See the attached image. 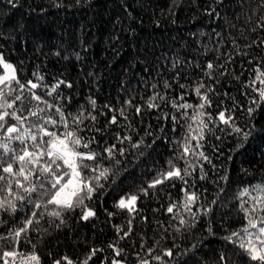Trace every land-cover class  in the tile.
I'll use <instances>...</instances> for the list:
<instances>
[{
    "label": "trees",
    "instance_id": "obj_1",
    "mask_svg": "<svg viewBox=\"0 0 264 264\" xmlns=\"http://www.w3.org/2000/svg\"><path fill=\"white\" fill-rule=\"evenodd\" d=\"M0 53L16 68L0 85V104L15 103L0 112L23 118L0 127V200L16 209H0V264L11 251L40 264H262L240 245L258 242L264 217V0H0ZM44 130L75 132L78 151L98 154L80 169L95 190L73 208L49 203L51 157L26 165L27 181L2 172L25 148L45 150ZM132 196V210L118 206Z\"/></svg>",
    "mask_w": 264,
    "mask_h": 264
},
{
    "label": "snow or ice",
    "instance_id": "obj_2",
    "mask_svg": "<svg viewBox=\"0 0 264 264\" xmlns=\"http://www.w3.org/2000/svg\"><path fill=\"white\" fill-rule=\"evenodd\" d=\"M0 65H2L3 68L7 70L6 75L0 76V85L10 84L12 81L16 80L15 69L13 68V66L11 64L4 62L2 56H0ZM208 67L211 68L212 65L209 64ZM257 80H260L261 84H264V80H261L260 76H257ZM16 82L19 83V81H16ZM29 84L31 85L32 89L37 87V84L32 83L31 81H29ZM19 87L21 89H23L25 87V85L20 84ZM258 91L260 93V98L262 100H264V88L258 89ZM197 93L199 94V89H197ZM4 96H5V93H4L3 89L0 88V99H3ZM15 99L20 100L21 97L17 96ZM35 99L40 100V97L35 96ZM204 99L206 100L207 98L204 97ZM14 103H15V101H13V103H7V101H5V103L0 104V109L12 108ZM92 103H93V105L95 104L94 101ZM203 107H204V105L201 104L200 108H203ZM21 111H22V109H21ZM249 111H252V109H250ZM31 115L35 116L36 113L33 112V113H31ZM8 116H12L19 123H23V118L21 116L17 115L16 112L10 113L7 110H4V111L0 112V127H3V123L6 122L5 117H8ZM219 118L222 122H224L226 124L231 121V117L225 118V114L223 112L220 113ZM93 119H94V117H93ZM113 122H115V117H113ZM50 123L54 124L55 121H50ZM201 124L203 127H207V125L204 124L203 121H201ZM6 131H7V134L9 136V139H12L11 134L18 132V128L15 125H13V126L8 127ZM234 131L240 132V129L235 128ZM26 135H28V134L26 133ZM43 135L49 137L48 141H46L47 147L45 150H41L39 153H34V152L28 151L27 148H25L23 150L22 154L16 155L14 157V163L21 165V166L18 169L14 170L13 163H9V164H7L6 167L2 168V172L9 174V176H11L13 178L23 177V179L25 181H27L29 179L30 175L32 174V170L27 169L25 166L29 165V164H38L40 161V158L47 155L48 157L52 158L51 163L48 165H45L41 169V171L46 172V173H51V175L55 176V180L52 183L53 188H57V186L59 185L58 190L55 192V195L52 197V199L49 201V203H54V204L60 205L63 208H69L70 209V208H73L75 206V204L83 203L82 193L85 194L87 196V198L90 199L91 194L95 189L91 186V183H85L84 182V178L81 175L80 169L81 168H87L88 166L86 164H84V161L85 160H95L98 154L94 153V152H80V151H78L77 149L81 146L82 141H81V138L78 137L75 132L67 131L63 134V138H61L60 136H57V134L54 132H48V131L44 130ZM200 135H201V138H203L202 129H201ZM247 135L248 134L245 133V136H247ZM15 139L23 140L24 137L16 136ZM31 139L33 141H35L37 139L36 135H31ZM82 146L85 149H87L89 146V143L84 142ZM0 147H2L5 152L10 151L7 144H0ZM114 148H115V146L113 145L112 148L106 149L109 158L113 157ZM184 150H185V152H188L189 147L186 146ZM199 155L202 156L204 159H208L206 156H204V154L202 152L199 153ZM57 161H62L63 165H65L68 169V171L63 173V175H56V173L52 170L53 164L56 165L57 169L60 168L61 165L59 163H57ZM117 163H118V161H117ZM107 171H108L107 169H104L103 171H101L100 176H105V178H106ZM186 174H187V172H186ZM173 176H180V170L176 169L175 171L168 172L165 175V179L171 178ZM65 177H67L66 180H65ZM94 179L98 180L99 177H95ZM5 180H6V177L4 175H0V183L4 182ZM62 181H64V182L62 183ZM15 182H16L18 187H23V184L21 183V181L19 179H16ZM162 182H163L162 180L158 179V180L154 181L153 184L150 186H155V184H159ZM7 184H8V191L11 192L12 180L9 179L7 181ZM24 190H25V192L31 193V192L36 191V186L34 185L31 188H25ZM261 190L264 191V189H261ZM245 191L247 192V190H245ZM18 199L22 200V199H24V197L20 196V197H18ZM136 199H137V197L132 196L129 198L127 203L124 199H121L119 201L118 206L121 208L128 207L129 210H132L131 205H133L135 203ZM195 199H196V197L194 194L192 196H189V198H188L189 203H191ZM6 205L11 206L12 211L16 210L15 206L12 204L11 201L0 200V209L5 208ZM36 207L39 208L40 205L37 204ZM254 210L255 209H253V211ZM168 211L172 212L173 208L169 207ZM245 211L247 212L246 209H245ZM33 215H35V213H33ZM51 215L59 216L60 213L59 212H52ZM93 215H95V213L92 212L91 210H89L84 214L83 218L88 219L90 216H93ZM26 223L31 224L32 221L29 220ZM181 223L183 224L184 221L182 220ZM259 223L261 226L258 228V234L256 236V240L259 242L260 248L264 249V240L261 239V236H264V217H261ZM249 228L256 229L257 228V222L253 221L252 219H249L248 227H246L242 230L243 232H245L246 234L251 236L252 233L249 232ZM25 231H26V228H20L18 231H16L14 233V235L16 237H19L20 234L22 232H25ZM236 235H238V233H233V236H236ZM229 239H230V237H229ZM240 247L245 248V250L248 252V254L251 256V258L253 260H259L262 262V264H264V251L258 250L256 243H253L251 240H249L247 246L245 245V243L242 242ZM118 254L119 253H117V255ZM166 254L171 255V250H169ZM3 255H4V257H16L17 255H21V254L17 253L16 251H11V252H5ZM28 259L31 261H36V264H39V257L36 255H32ZM63 259L67 261V264H72V261L68 260L67 257H64ZM156 259H160V257H156ZM5 264H7V261H5ZM56 264H60V261H56ZM85 264H87V262H85ZM115 264H119V261H116ZM144 264H148V262L145 261Z\"/></svg>",
    "mask_w": 264,
    "mask_h": 264
},
{
    "label": "built area",
    "instance_id": "obj_3",
    "mask_svg": "<svg viewBox=\"0 0 264 264\" xmlns=\"http://www.w3.org/2000/svg\"><path fill=\"white\" fill-rule=\"evenodd\" d=\"M21 255H17L16 257H9L6 259L7 264H36V261H31L28 258L32 255H36L34 252H18ZM37 256V255H36ZM5 264V263H4ZM40 264V262H39Z\"/></svg>",
    "mask_w": 264,
    "mask_h": 264
},
{
    "label": "rangeland",
    "instance_id": "obj_4",
    "mask_svg": "<svg viewBox=\"0 0 264 264\" xmlns=\"http://www.w3.org/2000/svg\"><path fill=\"white\" fill-rule=\"evenodd\" d=\"M0 56L3 57L4 62L9 63V64H11V65L13 66V68L15 69V75H16V68H15L14 63L11 62V61H9V60H7V59L2 55V53H0ZM1 68H2V69H1V72H0V76L6 75V74H7V70L4 69L2 65H1ZM262 240H264V236H263ZM256 244H257V248H258V250H262V251H264V249H261V248H260L259 242H257Z\"/></svg>",
    "mask_w": 264,
    "mask_h": 264
}]
</instances>
